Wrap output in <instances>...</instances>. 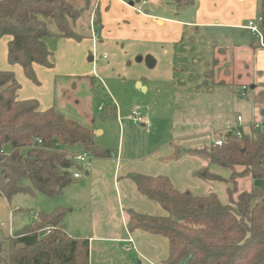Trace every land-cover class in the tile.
I'll use <instances>...</instances> for the list:
<instances>
[{
    "label": "crops",
    "instance_id": "crops-1",
    "mask_svg": "<svg viewBox=\"0 0 264 264\" xmlns=\"http://www.w3.org/2000/svg\"><path fill=\"white\" fill-rule=\"evenodd\" d=\"M188 1L177 7L174 0H93L94 16L89 20H97V31L91 30L81 39L44 37L52 66L33 64L36 82L25 76L19 64L8 62V35L0 38V70L13 71L20 85L17 98L37 100L40 110L57 111V100L69 101L68 83L82 78L101 80L102 75L110 73L132 82L130 92L136 101L131 109L144 102L145 95L161 88L171 89L176 95L195 93L198 102L225 111L231 109L236 95L242 96L250 105L248 128L252 133L258 123L264 124V32L261 44L243 25L259 16L258 0ZM102 50L109 57L100 55ZM146 58L152 60L151 65ZM242 86L246 88L242 90ZM114 102L116 111L111 108L110 112L120 121L119 104ZM236 122L239 126L242 117ZM218 138L223 136L207 139L197 134L183 139L179 149L169 147L160 155L148 152L140 159H126L118 154L92 157L87 167L77 163L72 173L78 171L79 178L82 173L85 176L80 185L87 189L82 204L88 215L85 224L68 220L64 228L71 237L88 239V263L162 264L168 256L167 238L141 229L130 230L127 210L156 216L167 212L141 194L128 174L164 175L178 190L204 194L208 187L194 173L206 162L186 150ZM257 180L264 179L253 180V186L264 193ZM75 194V200L81 203L79 193ZM68 206L73 212L74 207L70 203ZM5 212L7 218L0 219V237L15 233L10 205Z\"/></svg>",
    "mask_w": 264,
    "mask_h": 264
},
{
    "label": "trees",
    "instance_id": "trees-1",
    "mask_svg": "<svg viewBox=\"0 0 264 264\" xmlns=\"http://www.w3.org/2000/svg\"><path fill=\"white\" fill-rule=\"evenodd\" d=\"M174 2L182 7L189 1ZM258 10L264 32V0H258ZM79 15L68 0H0V38L11 37L8 62L19 64L25 76L36 82L33 64L52 66L44 37L81 39L83 34L74 28ZM19 87L13 71L0 70V196L10 200L21 188L55 197L71 183L77 166L65 147L79 145L98 158L109 157L110 152L95 143L91 128L54 108L40 110L35 99H18ZM186 153L206 162L194 173L197 178L232 184L226 189L227 202L214 192L199 195L178 190L164 175L129 173L137 190L167 214L129 209L128 228L167 238L168 256L162 264H264V193L253 185L241 191L237 187L243 177L264 179V133L238 136L228 131L221 145L199 144ZM207 164L230 169L229 178L211 173ZM66 212L58 207L37 213L24 230L0 237V263L89 264L88 239L66 232Z\"/></svg>",
    "mask_w": 264,
    "mask_h": 264
},
{
    "label": "rangeland",
    "instance_id": "rangeland-1",
    "mask_svg": "<svg viewBox=\"0 0 264 264\" xmlns=\"http://www.w3.org/2000/svg\"><path fill=\"white\" fill-rule=\"evenodd\" d=\"M68 1L80 10V15L74 20L75 31L81 34L94 29L97 31V20H89L94 16L93 0L89 1V5H85V0ZM103 54L109 57L106 51H100V55ZM131 85L130 80L126 81L123 76H117L114 73L102 75L101 80L98 78L75 80L66 86L71 96L70 100H57V111L91 128L95 143L109 150L110 155L119 154L126 159H140L148 152H158L157 154L160 155L169 147H176L177 150L183 139L197 134L212 139L215 136L222 137L228 131L235 132L236 128L247 135L251 134L248 128L250 105L244 97L237 95L231 109L225 111V109L216 110L212 105L201 100L198 102L195 93L188 95L177 93L176 95L171 89L161 88L154 94L145 95L146 100L139 103L140 112L146 121L134 122L129 117L132 105L135 104L133 101H136L131 96ZM115 100L119 104L120 121L110 112L112 109L116 111ZM238 115L243 119L239 126L236 122ZM257 132L264 133V124L258 123V127L252 133ZM64 149L69 154L81 152L79 145ZM92 157L90 155V159ZM207 166V170L211 173L229 178L230 169L215 164H207ZM84 178L83 173L81 178L72 177L71 183L55 197H48L37 191L29 193L21 190L17 191L10 200L1 196L0 219L4 221L7 218L5 208L10 205L13 212L12 232H18L24 230L25 220L27 223L34 222L37 219V213H49L55 208L63 207L67 211L63 224L68 220L76 219L85 224L88 214L82 202L84 203L87 189L80 185ZM253 180L255 179L250 177L238 179V189L240 191L249 189L254 185ZM255 182L264 189V180ZM204 183L208 187L204 194L214 192L221 201L227 202L226 189L232 186L230 182L204 181ZM76 192L80 195L81 203L74 198L77 196ZM69 203L74 207L73 212H71V206H68Z\"/></svg>",
    "mask_w": 264,
    "mask_h": 264
},
{
    "label": "built area",
    "instance_id": "built-area-1",
    "mask_svg": "<svg viewBox=\"0 0 264 264\" xmlns=\"http://www.w3.org/2000/svg\"><path fill=\"white\" fill-rule=\"evenodd\" d=\"M262 16H256L254 18H251L249 20H247V22L243 25L246 29H248L252 34L256 35L259 39H260V43L263 44V32L261 29V24H262ZM245 86H242V90L245 89ZM130 118L134 121V122H142L143 121V117L142 114L140 112V108L139 106H136L132 109L131 114H130ZM238 121H241V117L238 116L237 117ZM236 134L238 136H241L242 134L240 132H236ZM37 144L41 143L40 139L36 140ZM212 145H221L222 144V139H214L211 142ZM70 157L72 158V160L77 164H83L84 166H89V161H90V154H88L87 152H81V153H77V154H72L70 155ZM73 177L74 178H79L80 177V172L76 171L73 173ZM50 228H47V231H49ZM127 241H132L131 238H129Z\"/></svg>",
    "mask_w": 264,
    "mask_h": 264
},
{
    "label": "water",
    "instance_id": "water-1",
    "mask_svg": "<svg viewBox=\"0 0 264 264\" xmlns=\"http://www.w3.org/2000/svg\"><path fill=\"white\" fill-rule=\"evenodd\" d=\"M136 60L137 61H140L141 60V57H137ZM146 62H147L148 65H151L152 60L150 58H146ZM20 190H21V188H18V191H20Z\"/></svg>",
    "mask_w": 264,
    "mask_h": 264
}]
</instances>
